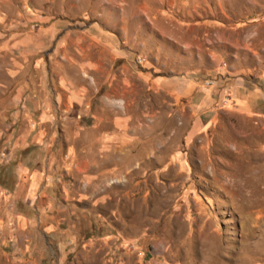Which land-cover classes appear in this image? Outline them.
Returning a JSON list of instances; mask_svg holds the SVG:
<instances>
[{"label": "rangeland", "instance_id": "1", "mask_svg": "<svg viewBox=\"0 0 264 264\" xmlns=\"http://www.w3.org/2000/svg\"><path fill=\"white\" fill-rule=\"evenodd\" d=\"M0 264H264V0H0Z\"/></svg>", "mask_w": 264, "mask_h": 264}, {"label": "crops", "instance_id": "2", "mask_svg": "<svg viewBox=\"0 0 264 264\" xmlns=\"http://www.w3.org/2000/svg\"><path fill=\"white\" fill-rule=\"evenodd\" d=\"M240 102H241V100H240Z\"/></svg>", "mask_w": 264, "mask_h": 264}]
</instances>
